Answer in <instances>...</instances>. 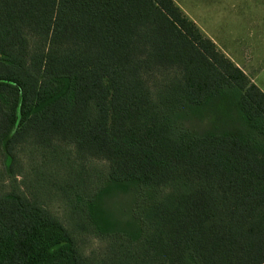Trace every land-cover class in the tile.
Returning a JSON list of instances; mask_svg holds the SVG:
<instances>
[{"label": "trees", "instance_id": "16d2710c", "mask_svg": "<svg viewBox=\"0 0 264 264\" xmlns=\"http://www.w3.org/2000/svg\"><path fill=\"white\" fill-rule=\"evenodd\" d=\"M213 102L240 127L186 125ZM27 149L43 162L18 181ZM0 152V264H264V91L174 0H0ZM114 185L136 230L102 210Z\"/></svg>", "mask_w": 264, "mask_h": 264}, {"label": "rangeland", "instance_id": "374dc122", "mask_svg": "<svg viewBox=\"0 0 264 264\" xmlns=\"http://www.w3.org/2000/svg\"><path fill=\"white\" fill-rule=\"evenodd\" d=\"M181 10L192 19L201 32L211 38L228 58L241 67L251 81L264 91V0H174ZM191 113V112H190ZM234 116V115H233ZM186 125L196 131L218 129H236L237 121L225 113L222 103L212 104L191 113ZM69 157L75 161L74 149L65 147ZM28 149L19 154L15 163L18 181L31 176V165L43 162L40 153L31 158ZM81 161H78L76 164ZM78 169L85 170L88 181L96 179L99 171L105 170L107 162L99 159L85 161ZM57 170V183L70 188L72 178L64 169L51 165ZM49 168V167H47ZM0 171L6 173V161L0 152ZM20 171V172H19ZM2 183V182H0ZM9 185L8 180L5 181ZM5 184V185H6ZM136 189L112 186L107 189L102 199V210L113 223L115 230L134 229L139 225L134 219ZM58 192H61L58 190ZM61 194V193H60ZM55 192L47 199V206L66 223L70 206L64 196ZM81 197L84 194L80 193ZM83 247L88 255L100 257L107 241L92 234L83 235Z\"/></svg>", "mask_w": 264, "mask_h": 264}]
</instances>
